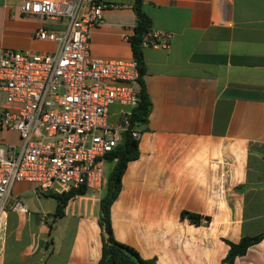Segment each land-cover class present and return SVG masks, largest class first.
Masks as SVG:
<instances>
[{"label": "crops", "instance_id": "1", "mask_svg": "<svg viewBox=\"0 0 264 264\" xmlns=\"http://www.w3.org/2000/svg\"><path fill=\"white\" fill-rule=\"evenodd\" d=\"M19 1L0 0V49L54 47L32 31L58 30L64 18L25 14ZM103 1L88 49L129 57L131 0ZM141 8L164 44L142 46L150 105L109 207L113 235L156 264H226L223 238L264 230V0H142ZM67 188L12 184L0 210V264H96L100 191L68 197L58 214L54 194ZM14 196L25 210L11 208ZM231 264H264V235Z\"/></svg>", "mask_w": 264, "mask_h": 264}, {"label": "built area", "instance_id": "2", "mask_svg": "<svg viewBox=\"0 0 264 264\" xmlns=\"http://www.w3.org/2000/svg\"><path fill=\"white\" fill-rule=\"evenodd\" d=\"M106 6L103 0H20L29 15L64 18L58 30L37 26L32 35L55 43L45 50L0 49V210L15 181L40 190L84 184L100 191L105 155L129 129L137 103V61L100 57L88 49L89 29ZM150 27L141 46L164 44ZM120 109L108 121L109 106ZM137 139L139 130L130 129ZM11 208L25 210L13 197Z\"/></svg>", "mask_w": 264, "mask_h": 264}, {"label": "trees", "instance_id": "3", "mask_svg": "<svg viewBox=\"0 0 264 264\" xmlns=\"http://www.w3.org/2000/svg\"><path fill=\"white\" fill-rule=\"evenodd\" d=\"M142 0H131V7L134 12V23L132 33L127 37L131 55L137 61V103L133 106L129 117V129L121 133L120 141L105 155V160H110L111 166L105 174V180L98 199L97 224L101 240L100 255L96 264H156L153 257H143L131 245L116 239L113 235L110 222L109 207L116 197L120 188V176L129 159L135 158L138 154L137 139L131 136L130 129L144 121L149 110V98L145 92L142 73L144 71L142 60L141 40L150 27V19L141 8ZM89 188L84 184L68 186L59 193H55L56 213H61L66 199L75 194H81ZM181 216L187 217L190 221L197 222L199 214L182 210ZM264 235V230L253 235H242L237 241L223 238L228 244L222 260L231 264L235 255L242 254L246 247L259 240Z\"/></svg>", "mask_w": 264, "mask_h": 264}, {"label": "rangeland", "instance_id": "4", "mask_svg": "<svg viewBox=\"0 0 264 264\" xmlns=\"http://www.w3.org/2000/svg\"><path fill=\"white\" fill-rule=\"evenodd\" d=\"M124 106L118 103H113L109 106V115H108V121L109 122H113L115 120V116L117 114V112L122 109ZM5 135L6 137H8L10 140H16V134L15 132H7V133H3L0 132V136ZM111 161L110 160H105L103 163V174L105 176V173H107V171L109 170L110 166H111Z\"/></svg>", "mask_w": 264, "mask_h": 264}]
</instances>
